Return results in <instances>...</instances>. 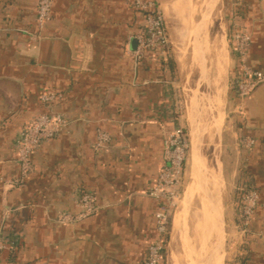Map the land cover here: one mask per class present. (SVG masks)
<instances>
[{
	"label": "crops",
	"instance_id": "1",
	"mask_svg": "<svg viewBox=\"0 0 264 264\" xmlns=\"http://www.w3.org/2000/svg\"><path fill=\"white\" fill-rule=\"evenodd\" d=\"M37 1L0 0V235L16 243L0 255V264H144L159 238L157 202L148 192L163 169L164 135L177 126L182 72L195 64L192 35L182 21L171 25L172 0H158L172 43L169 57L147 51L135 64V36L144 23L130 0H55L40 30ZM220 3L226 30L223 110L210 116L211 134L223 150L214 193L223 222L204 244L213 227L210 208H204L208 216L193 250L205 246L208 256V248H218L222 257L212 264H264V81L245 99L237 96L234 82L242 71L231 42L235 32L247 34L245 65L264 75V0ZM210 41L204 36L207 54ZM45 91L60 96L48 107L40 101ZM48 111L67 120L66 130L32 152L33 171L22 184H9L20 176L19 132ZM179 124L189 129L190 114H181ZM99 132L109 141L97 148ZM244 139H252V147L242 148ZM187 173L192 178L190 167ZM244 179L256 189L258 206L242 234L236 188ZM191 187L180 190V202ZM80 192L95 197L97 212L73 225L57 223L58 213H78Z\"/></svg>",
	"mask_w": 264,
	"mask_h": 264
},
{
	"label": "built area",
	"instance_id": "2",
	"mask_svg": "<svg viewBox=\"0 0 264 264\" xmlns=\"http://www.w3.org/2000/svg\"><path fill=\"white\" fill-rule=\"evenodd\" d=\"M55 0H38L36 7V25L40 30L50 20L51 7ZM132 9L143 19L142 32L135 36L137 46L132 52L135 64H139L147 51L157 53L158 57H169L172 43L170 41L164 15L158 0H130ZM233 57L240 66L242 77L234 82V90L240 99H245L264 81L261 72L246 67V59L250 48V37L242 32H235L231 39ZM178 91V90H177ZM60 96L52 91L40 95V101L46 107L50 106ZM182 104L184 106H182ZM185 101L177 92L175 100L177 126L165 133L163 138V169L157 184L149 190L148 195L157 202L154 212L155 227L159 238L148 247L144 264H160L164 257V245L169 238L171 218L176 210L180 190L185 176V165L189 157V138L187 129L179 124L180 115L185 110ZM184 109V110H183ZM67 120L59 113L48 111L40 114L35 120L21 130L16 140V162L20 168L19 178L9 182L20 185L33 171L30 155L41 143L55 138L61 131L66 130ZM109 141L105 133L97 134L96 147L100 148ZM242 148L249 149L254 144L252 139L241 141ZM76 214L58 213L56 222L59 224H76L97 212L99 206L93 195L80 192L75 198ZM236 204L239 230L242 234L249 230L250 222L258 206V193L248 179L241 181L236 188ZM16 243L11 238L0 235V255L5 251H13Z\"/></svg>",
	"mask_w": 264,
	"mask_h": 264
},
{
	"label": "rangeland",
	"instance_id": "3",
	"mask_svg": "<svg viewBox=\"0 0 264 264\" xmlns=\"http://www.w3.org/2000/svg\"><path fill=\"white\" fill-rule=\"evenodd\" d=\"M211 1L213 0H172V2H170L172 10L169 14L171 25L173 28H175L180 25L179 23L182 21L185 23L186 27L189 28L188 33L192 35L193 33L190 31V26L199 20L200 16L203 14L204 8L208 2ZM220 2L221 0L217 1V4L208 16L207 29L205 32V36L208 38H212L214 34H222L223 37L226 32ZM180 45H182V43H180ZM205 56L206 65L208 66L207 74L199 76L200 70L198 69V58L193 55V61H195V64L193 62L194 65H192V68L188 69L187 71L184 69L185 71L182 72V83L180 87H178V93L181 96V100H186L187 102L189 101L187 110L186 107L185 110L183 109V114H197L198 137L196 146L200 161L199 175L201 180L204 182V186L200 181H195L193 178L188 177L190 175L187 173L190 167V157H188V163L185 165V176L181 187V193L185 190V188H188L192 185V188L194 187L191 189L193 194L192 192L190 193L191 190L188 189L187 193L185 194V201L180 202L181 197L178 199L175 212H177L178 207L182 208V212L179 215L181 229L177 233L172 232L173 239H170L171 229L169 231V239L166 245H164V264H188L186 258L189 254L187 251L189 250V252H191V249L193 250L195 246L194 242L198 240L199 233L201 232V224H203L202 222H205L202 220L203 217L201 216V212L203 213L204 208H210V205H207L208 199L203 192L206 191V188L208 190L213 189L212 193L214 194L215 189L221 182L220 169L222 167L221 157H223V150H221L219 143L217 145V142L215 141L216 136L211 134V130L214 126V118H211L210 114H214L216 111L213 109L214 106L212 103L208 54L205 53ZM185 105L187 106V103ZM182 106L184 105L182 104ZM186 129L188 132L189 129ZM210 170L214 172V178L216 177V182L213 179V182L209 186L208 174ZM191 196L192 200L190 199L188 203L187 199L191 198ZM206 215L208 216V214ZM197 223L200 224L199 229L197 227Z\"/></svg>",
	"mask_w": 264,
	"mask_h": 264
},
{
	"label": "water",
	"instance_id": "4",
	"mask_svg": "<svg viewBox=\"0 0 264 264\" xmlns=\"http://www.w3.org/2000/svg\"><path fill=\"white\" fill-rule=\"evenodd\" d=\"M218 0H213L211 2H208L206 7L204 8L203 14L200 16L199 20L194 24L193 30H192V50L196 58H198V69L200 70L199 76L206 75L208 72V66L206 65V42L204 41L205 32L207 29V20L208 16L210 15V12L217 4ZM258 84V86H260ZM195 107V106H194ZM194 109V108H193ZM197 137H198V129H197V114H190V124H189V131H188V138H189V152H190V172L192 178L196 181H200L203 186L204 182L201 180L199 175L200 170V161H199V155L197 152ZM217 186V184H216ZM216 190V189H215ZM207 199L208 204L210 205V211H209V220L213 222L212 228L209 229L207 234L204 236L203 243L205 244L211 233L216 231L218 226L222 225L223 219L220 212V199L219 197H215V194L212 193L211 190H208L206 188V191H204ZM217 220V221H216Z\"/></svg>",
	"mask_w": 264,
	"mask_h": 264
},
{
	"label": "bare ground",
	"instance_id": "5",
	"mask_svg": "<svg viewBox=\"0 0 264 264\" xmlns=\"http://www.w3.org/2000/svg\"><path fill=\"white\" fill-rule=\"evenodd\" d=\"M205 4V3H204ZM191 14V13H190ZM192 15V14H191ZM223 37H220L219 34H214L211 38V43L209 46V50H208V63H209V68H210V87L212 90V103L213 106L215 107V111H220L223 105V97H224V86H225V73H226V68H225V64H226V58H225V54H224V41L222 39ZM207 49V48H206ZM181 53V52H180ZM181 59V58H179ZM181 61V60H180ZM208 83V82H207ZM210 90V89H209ZM211 101V100H210ZM214 109V108H213ZM215 174H213L212 178H210V182H213ZM216 182V181H215ZM215 184V183H214ZM210 186V185H209ZM192 188V187H191ZM194 188V187H193ZM211 188V187H209ZM191 190V189H190ZM192 192V190L190 191V193ZM193 194V192H192ZM189 195V194H188ZM187 195V196H188ZM196 196V195H195ZM194 196V197H195ZM187 199V198H186ZM192 200V196L191 198L187 199V202L189 203V200ZM195 199V198H194ZM183 202V200H182ZM194 202V201H193ZM191 203V202H190ZM193 204V203H191ZM206 205V203H205ZM209 205V204H207ZM186 206V205H185ZM209 209V208H208ZM205 211V210H204ZM203 211V213L201 212V216L204 218L205 217V212ZM209 212V210H207ZM182 212V208L178 207L177 212H175V216L173 219V229L174 232H178L180 230V214ZM183 220V219H182ZM181 220V221H182ZM204 220V219H203ZM198 221V220H197ZM197 223V227L199 229L200 224ZM212 226V225H211ZM202 227V226H201ZM209 227V226H208ZM212 228V227H210ZM201 229V228H200ZM199 231V230H198ZM204 231V230H203ZM197 232V231H196ZM198 234V233H197ZM200 235V234H199ZM198 236V235H195ZM214 238V237H213ZM213 240V239H212ZM207 243V242H206ZM198 244V243H197ZM202 244V243H201ZM209 244V243H208ZM210 245V244H209ZM197 246V245H196ZM214 247V246H213ZM211 246V249L208 248L207 251L210 250V252L208 253L207 256V252L204 249L205 246H203L202 249H200V251L198 253H196V250H192L191 248V252L188 251V257L186 258L187 263L188 264H196L195 260L196 257L197 259H201L204 258L205 259V264H212L214 262V260L216 259V257H222L221 253H219L218 248H214ZM194 249V248H193ZM213 249V250H212ZM196 253V254H195ZM194 255L196 256L194 258ZM207 256V259L205 258ZM203 260V259H202ZM197 261V260H196ZM204 261V260H203ZM204 263V262H203ZM215 264H222L221 260L219 259Z\"/></svg>",
	"mask_w": 264,
	"mask_h": 264
}]
</instances>
